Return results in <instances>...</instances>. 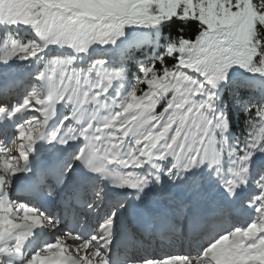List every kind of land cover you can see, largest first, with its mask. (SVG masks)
I'll list each match as a JSON object with an SVG mask.
<instances>
[{
  "label": "snow or ice",
  "instance_id": "obj_1",
  "mask_svg": "<svg viewBox=\"0 0 264 264\" xmlns=\"http://www.w3.org/2000/svg\"><path fill=\"white\" fill-rule=\"evenodd\" d=\"M0 264H264V0H0Z\"/></svg>",
  "mask_w": 264,
  "mask_h": 264
},
{
  "label": "trees",
  "instance_id": "obj_2",
  "mask_svg": "<svg viewBox=\"0 0 264 264\" xmlns=\"http://www.w3.org/2000/svg\"><path fill=\"white\" fill-rule=\"evenodd\" d=\"M179 27H181L179 22H173L166 29V32L171 33L172 35H175L177 33ZM184 27H185V34H187V35H192L195 32V26L194 25L193 26H184ZM254 86L260 87V85L258 83H255V82H254ZM226 95H230V93L226 92ZM230 118H231L232 131L237 135L240 134L245 127V120H246L245 115L243 113L237 112L233 109L231 111Z\"/></svg>",
  "mask_w": 264,
  "mask_h": 264
},
{
  "label": "bare ground",
  "instance_id": "obj_3",
  "mask_svg": "<svg viewBox=\"0 0 264 264\" xmlns=\"http://www.w3.org/2000/svg\"><path fill=\"white\" fill-rule=\"evenodd\" d=\"M154 248V247H153ZM181 250V246L178 242L174 243L173 246L169 247V248H165L164 250L162 249H159V250H154V251H158V252H169V251H172V252H178ZM153 250V249H152ZM178 250V251H177Z\"/></svg>",
  "mask_w": 264,
  "mask_h": 264
},
{
  "label": "rangeland",
  "instance_id": "obj_4",
  "mask_svg": "<svg viewBox=\"0 0 264 264\" xmlns=\"http://www.w3.org/2000/svg\"><path fill=\"white\" fill-rule=\"evenodd\" d=\"M180 250V249H179ZM178 251V250H177Z\"/></svg>",
  "mask_w": 264,
  "mask_h": 264
}]
</instances>
